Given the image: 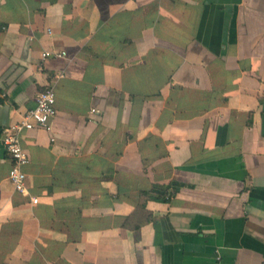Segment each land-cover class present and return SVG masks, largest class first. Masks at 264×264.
<instances>
[{
  "label": "crops",
  "instance_id": "crops-1",
  "mask_svg": "<svg viewBox=\"0 0 264 264\" xmlns=\"http://www.w3.org/2000/svg\"><path fill=\"white\" fill-rule=\"evenodd\" d=\"M0 264H264V0H0Z\"/></svg>",
  "mask_w": 264,
  "mask_h": 264
},
{
  "label": "built area",
  "instance_id": "built-area-1",
  "mask_svg": "<svg viewBox=\"0 0 264 264\" xmlns=\"http://www.w3.org/2000/svg\"><path fill=\"white\" fill-rule=\"evenodd\" d=\"M66 51L45 50L43 59L66 56ZM58 112L57 94L54 86L41 90L36 97V105L30 109L21 121L14 123L3 130V145L11 160L9 179L16 191L27 193L25 166L30 161L28 150L24 147L21 134L24 130L34 128L52 129V121ZM34 203L38 202L33 198Z\"/></svg>",
  "mask_w": 264,
  "mask_h": 264
},
{
  "label": "trees",
  "instance_id": "trees-1",
  "mask_svg": "<svg viewBox=\"0 0 264 264\" xmlns=\"http://www.w3.org/2000/svg\"><path fill=\"white\" fill-rule=\"evenodd\" d=\"M181 185L182 184L177 181L172 182V184H170L169 186L155 185L150 192L145 193L154 200L166 202L170 200L172 195V192L169 191L170 188H174L175 190H177L179 187H181Z\"/></svg>",
  "mask_w": 264,
  "mask_h": 264
}]
</instances>
